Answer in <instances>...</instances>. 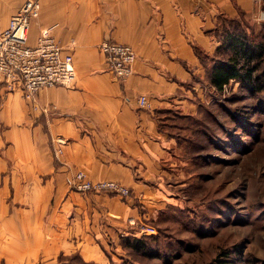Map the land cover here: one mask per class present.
Returning <instances> with one entry per match:
<instances>
[{
    "label": "crops",
    "instance_id": "1",
    "mask_svg": "<svg viewBox=\"0 0 264 264\" xmlns=\"http://www.w3.org/2000/svg\"><path fill=\"white\" fill-rule=\"evenodd\" d=\"M24 1L0 0V27ZM263 2L39 0L28 44L50 28L73 55L78 89L39 91L37 101L48 107L50 102L57 112L38 115L18 86L10 90L0 84V264H47L67 250L91 259L98 251L94 234L139 216L131 197L87 198L68 192L65 184L82 171L93 180H120L143 198L157 190L148 182L159 171L160 158L171 156L175 142L158 125L160 112L176 107L192 114L193 89L212 63L204 64L194 46L215 54L222 21L255 20ZM104 38L129 44L136 53L123 82L103 64L98 44ZM89 54H100L105 70L97 68L99 62H85ZM142 94L148 106H139ZM43 176L46 185L33 189Z\"/></svg>",
    "mask_w": 264,
    "mask_h": 264
},
{
    "label": "rangeland",
    "instance_id": "2",
    "mask_svg": "<svg viewBox=\"0 0 264 264\" xmlns=\"http://www.w3.org/2000/svg\"><path fill=\"white\" fill-rule=\"evenodd\" d=\"M262 10L255 20H223L219 34L241 28L254 33L250 37L260 41L264 51V2ZM218 51L223 59L230 54L227 48ZM84 61L99 62L97 68L104 69L100 54L85 55ZM207 74L193 89L192 114L176 107L160 112L158 125L175 142L171 156L160 158L159 171L148 182L157 190L143 198L120 180L115 181L128 188L127 194L82 190L72 179L75 172L65 184L68 192L87 198L131 197L140 215L94 234L98 251L89 253L95 257L67 250L55 253L47 264H264V54L250 83L230 79L216 89ZM49 88L77 90L78 72L73 87H42L38 92ZM37 94L39 108L32 109L39 115L47 104H40ZM49 103L47 113H56L57 107ZM46 179L43 176L33 189L41 190Z\"/></svg>",
    "mask_w": 264,
    "mask_h": 264
},
{
    "label": "built area",
    "instance_id": "3",
    "mask_svg": "<svg viewBox=\"0 0 264 264\" xmlns=\"http://www.w3.org/2000/svg\"><path fill=\"white\" fill-rule=\"evenodd\" d=\"M39 0H25L9 18L6 27H0V84L14 89L18 86L33 108H39L36 94L42 87L75 85L76 71L73 55L50 32V28L40 30L36 43L28 44L30 21L39 15ZM105 66L120 82L132 72L136 53L132 46L113 39L104 38L98 44ZM147 97L138 98L140 107L147 105ZM48 106L41 107L43 113ZM61 142V139H57ZM60 149H58L59 151ZM76 187L82 190H109L122 194L128 188L115 180L88 179L84 172L76 171L72 177Z\"/></svg>",
    "mask_w": 264,
    "mask_h": 264
},
{
    "label": "trees",
    "instance_id": "4",
    "mask_svg": "<svg viewBox=\"0 0 264 264\" xmlns=\"http://www.w3.org/2000/svg\"><path fill=\"white\" fill-rule=\"evenodd\" d=\"M231 19L234 18H225ZM220 28H217V31ZM219 33V31H218ZM254 33H247L241 28L233 32L231 29L221 31V43L216 48L215 54H206L198 46H194L195 53L205 64L207 60L212 62L207 66L208 80L216 89H222L223 85L230 79L250 83L254 79V71L258 59L264 54L261 49V42H257L250 36ZM227 48L230 54L226 59L220 58L217 52ZM213 264V263H209Z\"/></svg>",
    "mask_w": 264,
    "mask_h": 264
}]
</instances>
